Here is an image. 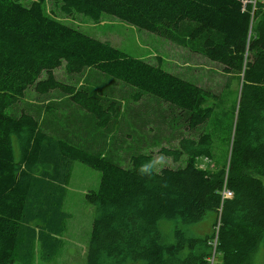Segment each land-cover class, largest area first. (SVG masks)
Returning <instances> with one entry per match:
<instances>
[{
    "label": "trees",
    "instance_id": "1",
    "mask_svg": "<svg viewBox=\"0 0 264 264\" xmlns=\"http://www.w3.org/2000/svg\"><path fill=\"white\" fill-rule=\"evenodd\" d=\"M61 1L94 21L114 16L166 38L182 30L187 47L238 79L237 96L224 111L219 94L55 19L44 0H0V264L19 253L30 261L36 246L43 260L60 250L76 161L99 173L83 194L94 208L83 264H254L264 249V1ZM61 65L70 75L95 69L131 86L134 100L147 93L186 112L190 131L207 129L161 147L174 162L185 155V164L149 177L138 169L151 152L123 167L43 131L30 113H7L28 87L58 89L107 126L117 103L54 78ZM200 158L213 167L199 166ZM223 188L232 195L223 197Z\"/></svg>",
    "mask_w": 264,
    "mask_h": 264
},
{
    "label": "rangeland",
    "instance_id": "2",
    "mask_svg": "<svg viewBox=\"0 0 264 264\" xmlns=\"http://www.w3.org/2000/svg\"><path fill=\"white\" fill-rule=\"evenodd\" d=\"M29 5L30 0H18ZM45 13L55 19L72 25L92 37L108 40L114 46L132 56L140 57L162 68L197 83L211 93L223 98L224 111L229 110L225 100L230 103L236 98L238 79L224 75L221 66L207 59L202 54L193 51L186 42V36L180 30L174 38L155 35L124 23L114 16L101 15L97 21L83 13L74 12L61 0H44ZM188 26H183L185 29ZM54 78L71 84L76 88H84L99 96L104 102L113 100L118 105V111L112 121L105 127L99 128L94 117L85 112L79 105L72 103L69 96L58 89L49 90L43 94L35 92L33 86L28 87L18 101L10 105L6 111L12 116L27 112L39 122L40 128L53 136L70 143L85 151L99 153L111 161L127 167L131 156L137 153H153V158H162L163 166L179 167L185 164V155L174 162L171 156L159 153L161 147L177 146L178 138L196 136L207 129V124L193 128L186 127V112L179 110L169 103L159 100L150 94L142 93L140 99L134 100L135 90L131 86L101 72L85 68L76 74L66 73L63 65L54 71ZM232 90V92L229 91ZM220 148L214 152L219 158ZM98 154V155H99ZM213 162V161H212ZM212 162L200 158L198 165L206 167ZM67 181L64 206L62 209L72 215L66 219L63 233L59 235L63 244L51 260H43L39 255V246L32 252L31 260H24L25 254H17L10 264H83L86 256L87 242L90 234L91 220L94 208L84 200L86 190L94 189L99 180V173L79 162L70 169ZM206 222L199 229L208 228ZM254 264H264V249L254 256Z\"/></svg>",
    "mask_w": 264,
    "mask_h": 264
},
{
    "label": "clouds",
    "instance_id": "3",
    "mask_svg": "<svg viewBox=\"0 0 264 264\" xmlns=\"http://www.w3.org/2000/svg\"><path fill=\"white\" fill-rule=\"evenodd\" d=\"M164 160L162 158H153L142 163L138 169L140 175L151 177L159 167L163 166Z\"/></svg>",
    "mask_w": 264,
    "mask_h": 264
},
{
    "label": "built area",
    "instance_id": "4",
    "mask_svg": "<svg viewBox=\"0 0 264 264\" xmlns=\"http://www.w3.org/2000/svg\"><path fill=\"white\" fill-rule=\"evenodd\" d=\"M252 1H254V0H252ZM222 195H223V197H230L232 195V192L230 190L223 188L222 189Z\"/></svg>",
    "mask_w": 264,
    "mask_h": 264
},
{
    "label": "crops",
    "instance_id": "5",
    "mask_svg": "<svg viewBox=\"0 0 264 264\" xmlns=\"http://www.w3.org/2000/svg\"><path fill=\"white\" fill-rule=\"evenodd\" d=\"M262 1H264V0H262ZM72 103H73V101H72ZM77 105V104H76ZM48 133V132H47ZM50 134V133H49ZM52 135V134H51ZM75 163V162H74ZM74 163L72 164V167H73V165H74ZM72 167H71V169H72ZM70 170V169H69ZM70 172H71V170H70Z\"/></svg>",
    "mask_w": 264,
    "mask_h": 264
}]
</instances>
